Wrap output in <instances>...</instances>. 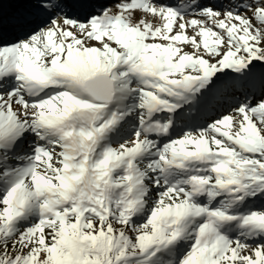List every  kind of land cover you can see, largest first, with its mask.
Segmentation results:
<instances>
[{
    "label": "snow or ice",
    "instance_id": "obj_1",
    "mask_svg": "<svg viewBox=\"0 0 264 264\" xmlns=\"http://www.w3.org/2000/svg\"><path fill=\"white\" fill-rule=\"evenodd\" d=\"M0 264H264V0H0Z\"/></svg>",
    "mask_w": 264,
    "mask_h": 264
}]
</instances>
